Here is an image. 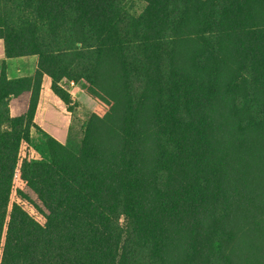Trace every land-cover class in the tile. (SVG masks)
Masks as SVG:
<instances>
[{
  "label": "trees",
  "instance_id": "trees-1",
  "mask_svg": "<svg viewBox=\"0 0 264 264\" xmlns=\"http://www.w3.org/2000/svg\"><path fill=\"white\" fill-rule=\"evenodd\" d=\"M143 1L132 15L126 0H0L6 58H37L33 80L0 77V264H235L247 241L264 254L240 229H264V186L256 197L241 181L264 183V0ZM228 61L221 93L213 73ZM43 75L67 107L64 83L84 82L112 108L63 145L32 123ZM32 81L27 121L11 117ZM29 124L42 161L21 179L44 223L15 206L4 232Z\"/></svg>",
  "mask_w": 264,
  "mask_h": 264
},
{
  "label": "rangeland",
  "instance_id": "rangeland-1",
  "mask_svg": "<svg viewBox=\"0 0 264 264\" xmlns=\"http://www.w3.org/2000/svg\"><path fill=\"white\" fill-rule=\"evenodd\" d=\"M146 7V3L143 0H126L125 8L126 10L132 15H139ZM181 48L192 50V47H187V45L182 46ZM225 61V60H222ZM33 62H28L24 65L25 69L30 72L31 68L33 67ZM188 65L186 61H182L180 63L181 68H185ZM225 70V71H224ZM227 70V71H226ZM235 72L234 63L228 61L225 64L218 65V71L213 73V80L215 81V86L218 88L219 92L224 93L226 91V85L231 83L233 80V75ZM242 79L244 76L241 77ZM242 79H238V82L243 81ZM204 80V77L202 78ZM86 84L84 82H81ZM66 87L70 86L69 83H64ZM85 94V97L82 101H73L68 107L73 114L71 115V127L69 128L68 138L72 142L80 141L83 138V134L85 131V125L89 119V117L94 114L100 118H104L108 112L111 110L113 103L106 98L103 94L95 91L94 89L88 87L87 90L82 91ZM214 103L220 105L223 98H214ZM219 114V121L221 125L228 124L230 125L232 118L230 117V112L226 109L223 111H217ZM234 119V118H233ZM34 125V124H33ZM41 132L34 128L32 124H29L28 129L24 135V141L21 142L18 157H17V164L14 171V177L12 181V187L10 191V196L8 200L7 206V217L4 226V232L7 229L9 215L12 211V208L15 206L21 207L28 215H30L34 220L38 223L43 224L44 218L40 212H43L44 209L39 202L37 196H35L31 190L28 188L27 184L22 181L21 179V166L23 163H28L32 166L37 167L42 158L39 156L31 147V144L43 140V136L40 134ZM237 135H240L238 131H236ZM67 139V140H69ZM67 141L63 144L65 145ZM242 181V188L247 190L251 195L259 197L261 195V188L264 186V183L258 181V185L254 186L252 183L247 182L246 180ZM244 182L248 183L249 186H252L253 189H248ZM119 223L121 227L126 226V217L120 216ZM261 226L257 227L255 230H251L249 228H240L241 231H246L251 238L257 239V243L264 244V229L260 232H256V230L260 229ZM240 231V232H241ZM243 238V235H239V240ZM252 239V240H253ZM236 244V243H234ZM259 244V246L261 247ZM244 247L243 249H239L238 247L231 252L233 262L235 264H264V254H261L260 258L254 260V252L251 248V241H247L246 244L239 245ZM250 250V253L244 254V251ZM251 260L253 261L251 263Z\"/></svg>",
  "mask_w": 264,
  "mask_h": 264
},
{
  "label": "crops",
  "instance_id": "crops-1",
  "mask_svg": "<svg viewBox=\"0 0 264 264\" xmlns=\"http://www.w3.org/2000/svg\"><path fill=\"white\" fill-rule=\"evenodd\" d=\"M28 62L34 63L30 72L24 67ZM3 73L8 79L29 77L33 80L37 74V58L32 56L7 59L4 43L0 40V77ZM69 84L70 86L66 87L65 85V87L71 99L73 101H82L85 97L82 91L87 90L90 86L81 82ZM33 88L34 82L32 81L29 91L18 97L10 98L9 113L11 117H24L27 121L28 107L33 95ZM72 114L73 111H69L68 107L53 93L51 79L43 75L37 93V102L32 123L57 142L64 144L67 141L69 128L71 127Z\"/></svg>",
  "mask_w": 264,
  "mask_h": 264
}]
</instances>
